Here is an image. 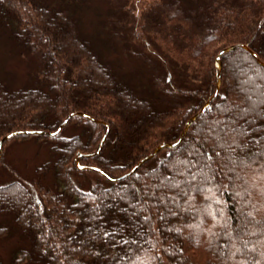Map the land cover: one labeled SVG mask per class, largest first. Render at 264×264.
Wrapping results in <instances>:
<instances>
[{"label": "trees", "instance_id": "obj_1", "mask_svg": "<svg viewBox=\"0 0 264 264\" xmlns=\"http://www.w3.org/2000/svg\"><path fill=\"white\" fill-rule=\"evenodd\" d=\"M106 2L101 18L93 0H0V139L94 117L9 138L48 154L0 183V241L27 240L10 263L264 264V66L247 49L222 55L220 91L183 141L118 179L213 95L222 48L264 61V0ZM125 53L142 62L131 75ZM17 60L32 63L20 86L2 69Z\"/></svg>", "mask_w": 264, "mask_h": 264}, {"label": "rangeland", "instance_id": "obj_2", "mask_svg": "<svg viewBox=\"0 0 264 264\" xmlns=\"http://www.w3.org/2000/svg\"><path fill=\"white\" fill-rule=\"evenodd\" d=\"M94 3H97L98 9L94 13L98 15V13L101 12V18L104 15V11L108 8L106 0H93ZM103 12V13H102ZM93 16V15H91ZM100 18H95L93 20V24L95 26L99 25ZM92 22H89L88 29L90 28ZM103 41H100V44H103V47L107 45L109 48L106 54L112 57V59L116 58L117 50L114 48H111V42L107 41L104 43V38H107V35L103 36L101 35ZM5 51H7V48L5 45H2L0 42V55L5 54ZM116 53V54H115ZM124 53V52H123ZM136 55V54H135ZM121 56V55H120ZM128 54L125 53L123 56H121V65L125 67V70L129 72V74H133L134 71H137L138 67H142V62L141 61H134L135 56L130 54L129 58H127ZM124 57V58H123ZM115 60V59H114ZM32 63H25L21 61H14L12 63H8L2 66V69L5 71H11L13 72V80L16 81L14 85L20 86L24 85L27 82L29 83L30 78L29 76L27 77L26 70L28 68H31ZM1 67V66H0ZM18 70V72H17ZM249 121L247 120L246 123H243V125H247ZM72 131V130H71ZM50 145V144H47ZM236 154V155H235ZM235 156H243L242 149H238L235 152ZM47 147H40V144L37 143L34 139H9L4 143L3 146V151H2V164L0 165V183H7L10 182L14 179L13 171L20 173L21 175H29L33 172L34 167L36 166L37 163L40 162V160H43L45 156H47ZM90 175L94 176L93 172H87ZM205 173L206 175H211L212 172L209 168H205ZM85 176V175H84ZM91 177V176H90ZM93 178V177H91ZM86 186L89 184L93 183V181L89 182L87 179L84 180ZM91 186V185H90ZM242 213V210L239 211ZM0 214V225L3 223L9 222L8 218H5L1 216ZM15 227L18 229V227L15 225ZM20 233L19 232H14L13 235H11L7 240H1L0 241V259L3 261L4 264H11V259L13 255L15 254L14 251L16 249L17 244L20 242V244L17 246H23L22 244L27 242L26 239L22 240L20 239ZM13 243L14 246L12 245ZM21 248V247H20ZM19 248V249H20ZM17 252V251H16ZM11 262V263H10Z\"/></svg>", "mask_w": 264, "mask_h": 264}, {"label": "water", "instance_id": "obj_3", "mask_svg": "<svg viewBox=\"0 0 264 264\" xmlns=\"http://www.w3.org/2000/svg\"><path fill=\"white\" fill-rule=\"evenodd\" d=\"M238 47H242V48L247 49L258 60V62L261 65L264 66V61L261 60L259 58V56L257 55V53H255L245 43H235V44H232V45H229V46H226V47L222 48L220 50V52L218 53L217 58H216V64H217V67H218V74H217V85H216V89H215L213 95L210 96L206 100V102L202 105V107L194 115H192L187 120V122H186V124H185V126H184V128H183V130H182V132H181V134H180V136L178 137L177 140H175V141H164V142L160 143L151 153H149L148 155H146L142 159H140V161L129 172H127L124 175L118 177V179L123 178V177H126V176L134 173L140 167V165H142L143 163H145L149 159L153 158L155 155L158 154V152L160 150H162V149H164L166 147H176L177 145H179L183 141V139L186 136V134H187L190 126L192 125V123L204 113L206 107H208L212 103V101L215 99V97L218 95V93L220 91V88H221V75H220V70H221V67H222V55L224 53L229 52V51H232V50H234L235 48H238ZM74 115H83V116H86V117H88L90 119H94V117H92V116H90L88 114H85L83 112L76 111V112L70 113L65 118V120L61 123V125L58 127V129H56L55 131L48 132V131H45V130H38V129H21V130H15L13 132H10V133L6 134L5 136H3L0 139V161H1V158H2V151H3L4 143L9 138H11L12 136L18 135V134H45V133H48L50 135H56L62 129V127L64 126V124L69 120V118L72 117V116H74ZM106 135H107V133H105V135H104V137H103V139L101 141L100 147H99V149L96 152H99L102 149V146H103L104 140L106 138ZM92 154H94V153H92ZM77 165H78V168H80V169H96V170H99L97 167H93V166H90V165L82 164L79 159L77 160Z\"/></svg>", "mask_w": 264, "mask_h": 264}, {"label": "snow or ice", "instance_id": "obj_4", "mask_svg": "<svg viewBox=\"0 0 264 264\" xmlns=\"http://www.w3.org/2000/svg\"><path fill=\"white\" fill-rule=\"evenodd\" d=\"M242 134H246V133H242ZM256 143H261V141H256ZM236 146L239 147V145H236ZM255 155L264 156V153H256ZM209 159H211V157H209Z\"/></svg>", "mask_w": 264, "mask_h": 264}]
</instances>
